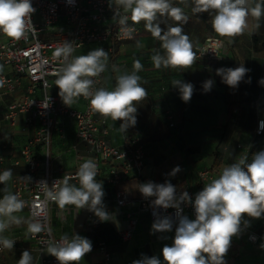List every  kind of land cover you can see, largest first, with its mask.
<instances>
[{
  "label": "crops",
  "instance_id": "0c3cea01",
  "mask_svg": "<svg viewBox=\"0 0 264 264\" xmlns=\"http://www.w3.org/2000/svg\"><path fill=\"white\" fill-rule=\"evenodd\" d=\"M173 5L182 7L188 16V22L182 27L193 42V51L206 38L217 37L224 42L220 57L208 59L196 56L195 62L187 68L157 69L151 57L155 54L154 49L163 54L160 41L146 31L144 21H141L139 34L134 39L115 44V63L111 65L108 56L107 68L99 87L113 90L116 77L124 72H131L133 62L140 60L143 69L138 75L142 78L141 83L147 91V97L136 106V124L122 132V121L105 119L95 111L94 115L106 120L109 127L108 141L112 145L124 146L131 137H140L145 151L143 177L156 184L170 182L176 188L175 193L191 192L196 196L206 183L219 176L223 167L243 156H247V162H251L255 153L264 150V134L258 137L255 133L257 121L264 119V83L260 82L264 79V15L259 19L250 16L248 28L242 34L222 37L213 30L212 16L209 13L192 12L190 0H185L183 4L180 0H173ZM156 22L165 31L169 26L176 25L167 16L158 17ZM57 34L62 35V32L58 30ZM96 48L100 47L90 45L74 52L69 62L75 56L86 55ZM241 63L250 71L237 87L231 88L223 82L216 70L235 68ZM0 73L12 75L7 66H3ZM56 79H52L49 93L59 95ZM174 79L193 84V94L188 102H184L178 89L172 86ZM209 80L212 81L211 87L205 90L204 83ZM28 86V80L22 78L11 96L0 98V116L8 104L20 101L26 95ZM35 95L41 96V92L36 91ZM83 106L84 103L78 101L70 108L81 110ZM170 123L173 124L172 127L169 126ZM75 132L74 120L65 117L57 119L51 131L49 145L51 175H56L55 171L60 167L67 172L76 171L83 162L82 158L88 155L85 144L73 147ZM60 133L63 134L62 139L59 137ZM33 135V128L21 132L19 128L0 124V172L11 169L13 173L10 180L0 183L2 199L5 195L12 194L11 181L14 178L29 175L20 150ZM32 151L40 165H43L45 148L35 145ZM177 166L180 170L172 175ZM205 171L209 172L211 179H200L199 174ZM142 183L141 179H130L123 181L118 189L123 190L130 200H137L143 196L139 191ZM103 191L104 210L114 219L103 221L100 229L95 232L85 221L87 207L76 209L68 205L61 209L55 203L49 210L53 236L68 234L71 237L78 234L91 241L92 250L79 264H93L100 258L95 250L100 238L106 241L113 254L110 264H132L134 260L142 258V255L157 256L163 261L161 250L164 245L172 244L175 230L155 233L149 216L140 214L132 237L127 241L121 240L120 233L127 224V214L134 211V206L117 208L112 203L114 190L103 184ZM185 216L192 219L189 212ZM0 221L8 225L6 231L0 232V239H19L14 248L0 251V264H18L25 250L32 256L31 264H41L40 253L28 238L26 210L0 215ZM249 233L259 236V241L255 244L249 242ZM46 254H49L47 250L43 255ZM225 264H264V215L261 218L247 215L243 217L239 234L231 240Z\"/></svg>",
  "mask_w": 264,
  "mask_h": 264
},
{
  "label": "clouds",
  "instance_id": "9594fccd",
  "mask_svg": "<svg viewBox=\"0 0 264 264\" xmlns=\"http://www.w3.org/2000/svg\"><path fill=\"white\" fill-rule=\"evenodd\" d=\"M73 3V0H69ZM185 3V0H180ZM193 13H209L215 33L222 37H235L248 28V18L259 19L264 15V0H190ZM114 16L119 17V24L124 26V35L131 38L133 29L128 27V20L133 24L144 21L146 31L160 41V49H154L151 60L155 68H187L191 66L196 55L194 45L188 34L184 33L182 25L188 22V16L182 7L173 5V0H115ZM254 5V6H253ZM36 11L31 0H0V33L19 40L27 32H36L31 15ZM167 16L176 22L165 31L159 23L158 17ZM258 26V25H257ZM139 46V42H137ZM75 51L71 43H64L54 52L56 58L68 57ZM108 52L103 48L90 50L86 55L75 56L57 72L55 85L59 88V95L67 106L76 103L83 96L89 100L91 108L103 118L122 121L120 131L126 132L128 127L136 124L137 104L147 97V91L142 86L138 72L143 69L140 60L133 62V70L124 72L116 77L113 90L98 88L93 90L94 80L107 68ZM3 66H0V72ZM250 70L243 63L235 68H219L217 74L223 82L235 88ZM264 83V79L260 81ZM172 86L177 88L180 98L188 102L193 94L194 86L190 82L174 79ZM212 81L204 83L205 90L211 87ZM4 81L0 80V87ZM46 107V105H45ZM264 128V121H261ZM179 166L173 169L172 175L178 172ZM12 170L0 172V183L12 178ZM98 166L92 158H86L79 164L75 176H64L48 188L46 182L45 198L65 206L76 209L87 207L93 211L101 221L114 219L104 210L102 198L105 193L103 184L96 179ZM76 180L77 183L70 181ZM139 191L144 197H155L154 204L165 209L176 207V188L170 182L156 184L142 183ZM182 200H188L195 209V219L179 216L178 226L171 245H164L161 250L163 261L157 256H145L134 260L132 264H225V256L231 246V240L238 235L242 219L245 215L261 218L264 215V150L255 153L251 162L247 156L223 167L217 178L206 183L199 191L194 202L183 193ZM24 201L17 195L8 194L0 199V215H11L22 211ZM179 211V209H178ZM17 223H20L17 220ZM246 223V222H245ZM6 225L0 221V232ZM154 231L170 232L173 228L171 218H161L153 223ZM29 233L38 234L43 230L42 224L28 222ZM4 248L11 249L14 241L0 239ZM92 250V243L88 238L78 234L69 237L63 234L60 239L50 244L47 251L54 256L59 264H79L85 255ZM32 256L29 251H23L18 264H31Z\"/></svg>",
  "mask_w": 264,
  "mask_h": 264
},
{
  "label": "built area",
  "instance_id": "2783aa9c",
  "mask_svg": "<svg viewBox=\"0 0 264 264\" xmlns=\"http://www.w3.org/2000/svg\"><path fill=\"white\" fill-rule=\"evenodd\" d=\"M36 11L31 15L32 24L36 30L27 32L24 38L11 39L0 33V66L11 69L12 75L0 73V80L4 81L0 87V98L11 96L25 78L29 82L26 95L17 102L8 104L0 116V124H6L10 128H19L26 132L29 128L34 129L33 137L20 150V155L25 163L29 175L14 178L11 181L12 194L24 201V210L27 212L28 222L42 224L43 230L38 234L27 233L32 246L40 253L41 264H59L56 258L50 254L43 255L50 244L56 243L60 237L52 234L50 226L49 210L52 204L45 198L44 184L48 188L64 176H75L76 171L67 172L62 167L55 171L56 175L50 174L49 169V145L51 131L60 117L74 120L76 132L74 148L79 144L87 146V156L92 158L98 166L96 179L114 190L112 203L117 208L134 206V211L127 214V224L120 239L129 240L136 230L138 216L147 214L153 225L158 219L171 218L173 228L178 226L179 216H185L186 212L195 219V209L188 200H182L185 192L175 193L178 201V209H167L154 204L155 197H144L130 200L126 193L118 189V186L126 180L141 179L143 183L150 182L143 177L145 166V151L143 143L138 136H133L124 146L112 145L108 141L109 127L106 120L95 117L89 100L81 96L84 106L81 110H75L64 104L60 95L49 93L52 87V79L58 78L59 69L70 61L71 55L90 45H96L108 52L110 64L115 63V44L134 39L140 30V23L133 24L128 20V27L133 29L131 38L124 35L123 28L119 24V17L114 16L116 9L115 0H31ZM60 30L62 35H58ZM64 41L71 43L75 51L65 61L56 58L54 52ZM224 42L217 37H208L202 44L195 47V54L200 58L217 59L220 57ZM104 72L94 80L93 90L98 89L103 81ZM40 91L41 96L35 92ZM46 105V107H45ZM171 119V118H169ZM260 119L256 125V135H262L264 128L261 127ZM169 126H173L170 123ZM59 137L62 139L63 134ZM41 145L45 148L46 157L43 165L33 155V147ZM1 161V159H0ZM104 173V174H103ZM201 180L211 179L209 172L199 174ZM70 182L77 183L76 180ZM192 202L195 196L187 192ZM0 199H2L0 197ZM85 221L93 231H98L103 224L95 213L87 208ZM27 222V226H28ZM8 229V226L4 231ZM155 233H163L155 231ZM259 236L249 233L247 240L257 243ZM17 246L19 239L10 238ZM12 249V248H11ZM8 250L0 243V251ZM100 258L93 264H110L113 254L109 251L104 239H99L95 246Z\"/></svg>",
  "mask_w": 264,
  "mask_h": 264
},
{
  "label": "trees",
  "instance_id": "16d2710c",
  "mask_svg": "<svg viewBox=\"0 0 264 264\" xmlns=\"http://www.w3.org/2000/svg\"><path fill=\"white\" fill-rule=\"evenodd\" d=\"M264 134V133H263ZM263 134L262 135H257L258 137H262L263 136Z\"/></svg>",
  "mask_w": 264,
  "mask_h": 264
}]
</instances>
